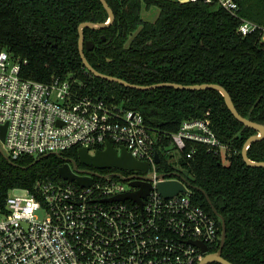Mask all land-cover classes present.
Masks as SVG:
<instances>
[{"label":"trees","instance_id":"1","mask_svg":"<svg viewBox=\"0 0 264 264\" xmlns=\"http://www.w3.org/2000/svg\"><path fill=\"white\" fill-rule=\"evenodd\" d=\"M106 2L114 14L112 25L83 30L84 40L93 44L90 51L84 48V56L95 70L143 86L217 84L241 116L264 125V46L257 35L237 32V18L215 3ZM238 5L239 17L264 27V0H238ZM151 7L158 15L153 22L144 21L142 8ZM107 19L99 0H0V51L19 63L23 79L49 83L71 77L83 84L81 93L140 111L160 137L178 131L184 120L205 121L230 147L229 156L224 163L205 147L188 144L179 164L186 169L191 200L217 220L219 234L220 221L206 197L224 218V259L232 264H264V167L248 166L241 157L244 142L256 132L231 115L215 90L137 91L87 72L79 56L77 27ZM157 147L170 148L169 138ZM191 148L195 154L186 159ZM247 156L253 162L264 161V138L249 146ZM36 159L24 155L12 161L0 154V200L12 190L34 192L38 182H62L58 168L76 161L78 150ZM163 168L172 170L165 162Z\"/></svg>","mask_w":264,"mask_h":264},{"label":"built area","instance_id":"2","mask_svg":"<svg viewBox=\"0 0 264 264\" xmlns=\"http://www.w3.org/2000/svg\"><path fill=\"white\" fill-rule=\"evenodd\" d=\"M172 1L215 3L237 18L241 36L257 35L264 46V27L239 17L238 0ZM19 70V63L0 51V126H6L0 148L7 159L61 155L73 148H88L93 155L108 143L118 153L125 148L147 169L87 168L79 159L69 160L72 173L90 179L89 186L61 179L38 182L34 192L10 191L0 200V264H197L205 254L195 243L208 252L220 244L217 220L194 204L192 195L165 198L157 187L177 180L193 192L179 164L188 144L227 161L230 147L205 121L184 120L178 131L160 137L140 111L81 93L83 84L71 77L41 83L23 79ZM165 137L170 148H158ZM193 154L191 148L186 159ZM164 162L172 170L164 169ZM131 181L150 186L140 205L110 200L138 191Z\"/></svg>","mask_w":264,"mask_h":264},{"label":"water","instance_id":"3","mask_svg":"<svg viewBox=\"0 0 264 264\" xmlns=\"http://www.w3.org/2000/svg\"><path fill=\"white\" fill-rule=\"evenodd\" d=\"M102 7L106 11L108 15V19L105 23H92V22H82L78 25L77 31H78V51L79 56L82 62L83 67L86 69L87 72L92 74L94 77L99 78L101 80H105L108 82L119 84L125 88L137 90V91H148V90H154L159 88H171V89H177V90H186V91H201V90H208L212 89L217 91L223 98V101L225 103V106L231 113V115L243 126L254 130L256 134L251 135L243 144L241 149V157L244 163L251 167H264V161L262 162H253L251 161L247 156V150L249 146L257 141H261L264 138V125L258 124L255 122L250 121L249 119L244 118L241 116L237 110L235 109L233 102L229 96V94L226 92V90L217 85V84H196V85H180L176 83H158V84H152V85H135L128 83L120 78L109 76L103 73L98 72L95 70L87 61V59L84 56V48L86 51H90L93 48V44L90 41L84 40L83 30L84 29H91V30H102L104 28H107L112 25L114 22V14L111 10V8L108 6L106 0H99ZM104 39V38H103ZM5 129L6 126L2 125L0 126V141L2 142L4 140L5 135ZM0 154L6 158L4 153L2 152L0 148ZM48 155L41 156L39 158L45 157ZM39 158L36 159L39 160ZM7 159V158H6ZM78 159L81 164L88 167H93L97 169H110V168H116L120 170H143L145 171L147 169V163L139 162L132 158V156L129 154V152L126 151L125 148H122L120 152L118 153L115 148H113L110 144L105 145L104 150H98L93 155H90L88 153V148H80L78 150ZM159 157L156 154L155 155V162L158 163ZM58 176L68 182L76 181V183L80 186H89L91 184L90 179H84L79 178L75 176L72 171L70 170V167L67 163H64L61 167L58 168ZM132 187H138L139 190L136 192H130L123 195L116 196L114 198H111L110 200H126L130 199L134 202H137L139 205L142 203L141 199L144 198L148 191L150 190V186L148 184H145L140 181H131L129 183ZM158 190L165 198H170L178 193H186L187 195H192L193 192L189 191L182 182L177 180H168V181H161L157 184ZM193 189H197L193 187ZM203 193L202 190L197 189ZM207 203L210 205L212 213L219 219L220 225H221V233H220V244L219 248L216 252H208V249L206 246H204L201 243H195L196 246H198L202 253H204V257L197 263V264H210V263H217V264H232L226 259L222 257V249L225 243L226 238V227H225V220L224 218L218 214V212L215 210V208L212 206L209 199L206 197Z\"/></svg>","mask_w":264,"mask_h":264},{"label":"rangeland","instance_id":"4","mask_svg":"<svg viewBox=\"0 0 264 264\" xmlns=\"http://www.w3.org/2000/svg\"><path fill=\"white\" fill-rule=\"evenodd\" d=\"M157 15H158V10L155 7H151L148 10H145V8H142L141 17L144 21L153 22ZM223 162L226 163L224 160ZM14 193L19 194L21 192L16 190L14 191Z\"/></svg>","mask_w":264,"mask_h":264},{"label":"flooded vegetation","instance_id":"5","mask_svg":"<svg viewBox=\"0 0 264 264\" xmlns=\"http://www.w3.org/2000/svg\"><path fill=\"white\" fill-rule=\"evenodd\" d=\"M85 167H87V168H88V166H85Z\"/></svg>","mask_w":264,"mask_h":264}]
</instances>
